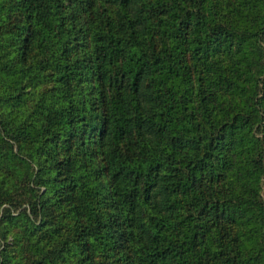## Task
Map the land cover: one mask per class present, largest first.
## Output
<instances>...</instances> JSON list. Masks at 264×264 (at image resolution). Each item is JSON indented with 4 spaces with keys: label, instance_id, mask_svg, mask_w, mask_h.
<instances>
[{
    "label": "trees",
    "instance_id": "obj_1",
    "mask_svg": "<svg viewBox=\"0 0 264 264\" xmlns=\"http://www.w3.org/2000/svg\"><path fill=\"white\" fill-rule=\"evenodd\" d=\"M0 264H264V0H0Z\"/></svg>",
    "mask_w": 264,
    "mask_h": 264
}]
</instances>
